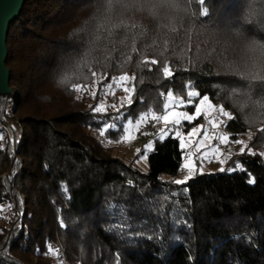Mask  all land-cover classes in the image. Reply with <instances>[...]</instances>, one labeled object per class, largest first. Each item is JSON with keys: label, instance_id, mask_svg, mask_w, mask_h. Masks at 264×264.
I'll use <instances>...</instances> for the list:
<instances>
[{"label": "trees", "instance_id": "1", "mask_svg": "<svg viewBox=\"0 0 264 264\" xmlns=\"http://www.w3.org/2000/svg\"><path fill=\"white\" fill-rule=\"evenodd\" d=\"M6 44L0 264H55L52 246L77 264H264V0H25ZM169 93L232 112L255 154L177 185L174 133L153 138L147 171L93 135L165 114Z\"/></svg>", "mask_w": 264, "mask_h": 264}, {"label": "rangeland", "instance_id": "2", "mask_svg": "<svg viewBox=\"0 0 264 264\" xmlns=\"http://www.w3.org/2000/svg\"><path fill=\"white\" fill-rule=\"evenodd\" d=\"M106 94V93H105ZM123 93H121L122 95ZM191 97H193L195 94L191 92ZM105 102V99H103L99 106H102ZM191 100H183L181 98L175 97L173 94L169 93L167 94V111H181V112H187L189 115H195L196 109H200L203 111L204 114L203 117L205 118V128L202 127V125L198 124L197 127L191 126L187 128V136L184 137L185 144L188 145L190 143L189 147H185V153L186 152H193L195 151L196 142L199 141L204 135H205V129L208 130V133L210 136L216 135L213 134L211 131H209L208 128V122L213 121L216 124V121L212 120V117L214 115L217 116V120L222 122V125L225 127L224 123L232 117V112L226 110L221 105H216L212 103L207 97H202L200 101L198 102L197 106L195 107L194 112H190L187 109V106L191 103ZM8 114L10 116L13 115L12 108L9 106L8 108ZM151 116H160L155 115L153 113H150ZM133 121V120H132ZM186 121V120H184ZM184 121H182L184 123ZM136 121H133V124H135ZM146 121H144L141 125V127L137 129H133L131 132V135L129 137L128 141H123L122 137L124 135V132L120 133L118 137H108L105 135H101V130L96 132L93 131V135L115 156H118L122 159H124L127 162H131L134 166L139 168L142 171H147L149 164H148V155L150 153L149 150H147V145L152 144L153 145V138L160 136L161 129L164 128V124L162 122V126L160 127V130L158 132H146L144 131V124ZM127 123V122H126ZM125 123V124H126ZM0 127L2 129L0 133V141L2 143V146H4V140L5 137H8L11 143V147L14 150L15 147V132H16V121L15 120H9L6 122V124L0 123ZM169 128H172V125H168ZM178 127V126H177ZM199 128L200 132L189 138V133L192 132L193 129ZM203 128V129H202ZM226 132L222 135L229 137V140L227 143L220 144L218 140L216 139H210L208 142H206V145L201 147L200 152H197L195 156H193L188 162L190 164L194 163L195 168L197 171L201 172H214V171H220L221 167L224 169L226 168L227 160L235 153H241V148L244 150H247L248 152H254L256 147L250 146L251 140L253 138V135L255 134V131L253 129H247L243 133H233L228 131L225 128ZM220 145H227L228 150L224 153L220 151L219 154H212L210 152V159H200L199 157L201 154L205 151H209L214 146H218L220 149ZM153 148V147H152ZM264 153V150L262 151ZM147 156V159H143V157ZM223 160L224 163L222 164L220 161ZM185 164V157L183 159V166L181 171L178 175L174 177L175 180H184L187 176V170L184 168ZM228 170V169H227ZM169 177V176H166ZM0 209H3V211H0V223L3 219L6 218V212L4 207L1 205ZM50 251L55 255V257H51V259L55 260V264H77L76 262H69L67 259L65 253L61 252L56 246H52L50 248ZM58 256L64 257V261L60 262L57 260Z\"/></svg>", "mask_w": 264, "mask_h": 264}, {"label": "snow or ice", "instance_id": "3", "mask_svg": "<svg viewBox=\"0 0 264 264\" xmlns=\"http://www.w3.org/2000/svg\"><path fill=\"white\" fill-rule=\"evenodd\" d=\"M95 113H103L106 111V107L104 106H97L96 109L93 110ZM201 114H204L202 110L200 109H196V113L195 115H189L187 112H181V111H176V110H173V111H168L166 112L165 114L163 115H160V116H152L151 119H153L154 121L156 122H163L164 124V128L161 129V132H160V140H164L166 138V136L168 135L169 132H172L174 133V136L176 138H179L180 139V145H181V148H185V147H189L190 146V143L188 145L185 144V139L181 133V131L179 130V128L177 126L181 125L182 121L184 120H187V121H192L194 120L197 116L201 115ZM147 117H141L140 119L136 120L135 124H133V121L131 119H129L127 121V123L125 125H123V132H124V135L122 137V140L123 141H128L129 140V137L131 135V132L132 130L135 128V129H139L142 125V123L144 121H146ZM211 123L213 124V127H217V125L211 121ZM168 125H172L173 127L172 128H169ZM108 128H111V129H117V125L115 123H112V124H107L105 127L102 128L101 130V135L103 136L104 133L107 131ZM200 132V129L199 128H195L192 130L191 133H189V138L197 135L198 133ZM210 139H216L219 141L220 144H224V143H227L228 140H229V137H226L224 135H212L210 136L209 133H208V130L205 129V135L199 140L196 142V147H195V151L193 152H186L185 153V164H184V168L187 170V176L185 177L184 180H176L174 181L175 184L177 185H180V184H184L186 183V181L190 178H192L196 172H197V169L195 168L194 166V163L190 164L188 161L193 157L195 156V154L197 152H200V149L201 147L205 146L206 145V142H208ZM152 147L153 145L152 144H149L147 145V150H152ZM241 154L244 153V149L241 148ZM210 152L212 154H219L220 153V149L218 146H214L213 148H211L209 151H205L201 154V156L199 157L200 159H210ZM250 154H255L251 151H249ZM261 156H264V153H261L260 154ZM143 159H147V156L143 157ZM222 164L224 163L223 160L220 161ZM236 170H239V171H244V169L242 168L241 164L239 162H237L236 166L234 169H228L229 172H232V171H236ZM221 172L225 171V169L223 167H221L220 169ZM201 174L202 173V170H201ZM249 184H254L255 183V179L254 178H251L247 181ZM65 191H67V188L65 186L64 188ZM9 207H11V205H9ZM0 211H3V209H0ZM152 237H148V239H151ZM116 264H120V260H119V255H117L116 257Z\"/></svg>", "mask_w": 264, "mask_h": 264}, {"label": "water", "instance_id": "4", "mask_svg": "<svg viewBox=\"0 0 264 264\" xmlns=\"http://www.w3.org/2000/svg\"><path fill=\"white\" fill-rule=\"evenodd\" d=\"M24 1L0 0V92H10L9 69L5 64L8 53L6 39L10 23L19 16Z\"/></svg>", "mask_w": 264, "mask_h": 264}, {"label": "built area", "instance_id": "5", "mask_svg": "<svg viewBox=\"0 0 264 264\" xmlns=\"http://www.w3.org/2000/svg\"><path fill=\"white\" fill-rule=\"evenodd\" d=\"M146 117H147V119H146V122L144 124V131H146V132H155V131L158 132L160 130V127L163 125L162 122L158 123V122L154 121L153 119H151L152 116L150 114H148ZM212 120L216 121L217 127H213V124L211 122L207 121L209 131H211L213 134H216V135L224 134L226 132L225 127L222 125V122L217 120V116L216 115H214L212 117ZM192 126L197 127L198 124L194 123ZM178 128L181 131L183 137H186L188 131H187L186 127H185V121H184V123L182 122L181 125L178 126ZM227 150H228V146L227 145H220V151L225 153ZM184 157H185V152H184ZM47 255L50 256V257H55V255L52 253V251H47ZM64 259L65 258L62 257V256H58L57 257V260L60 261V262H63Z\"/></svg>", "mask_w": 264, "mask_h": 264}]
</instances>
